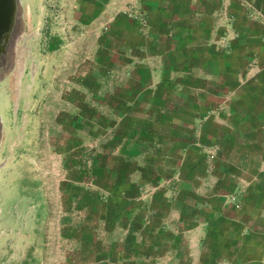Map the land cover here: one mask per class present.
I'll list each match as a JSON object with an SVG mask.
<instances>
[{"label":"crops","instance_id":"obj_1","mask_svg":"<svg viewBox=\"0 0 264 264\" xmlns=\"http://www.w3.org/2000/svg\"><path fill=\"white\" fill-rule=\"evenodd\" d=\"M141 3L149 24L137 57L151 70L138 79L157 72L166 86H141L151 103L122 109H166L169 145L145 161L142 134H119L124 156L79 195L76 230L106 247L103 264H260L264 0Z\"/></svg>","mask_w":264,"mask_h":264},{"label":"rangeland","instance_id":"obj_2","mask_svg":"<svg viewBox=\"0 0 264 264\" xmlns=\"http://www.w3.org/2000/svg\"><path fill=\"white\" fill-rule=\"evenodd\" d=\"M20 4L14 48L24 59L21 80L15 59L0 74V264H103L106 247L76 230L79 195L93 180L101 185L124 156L113 148L119 134H142L145 161L169 145L166 109H122L137 98L151 103L141 86H166L157 72L138 79L151 70L137 57L148 16L141 0Z\"/></svg>","mask_w":264,"mask_h":264},{"label":"bare ground","instance_id":"obj_3","mask_svg":"<svg viewBox=\"0 0 264 264\" xmlns=\"http://www.w3.org/2000/svg\"><path fill=\"white\" fill-rule=\"evenodd\" d=\"M21 0H17V10L15 12V20H14V25H13V31L11 33V37L9 39V42L7 46H5V50L0 53V74L6 67H11L13 63V59H15V67H16V75L17 78L19 79L18 81L21 80L22 72H23V66H24V59L21 56V53L19 51L18 45H16V49L14 48V41L16 39L17 33L20 29V14H21ZM27 13L29 12L28 9L26 11ZM22 35L18 38V40L22 39ZM13 48V51L10 48ZM15 56V57H14ZM14 74V73H13ZM16 78V79H17ZM19 85V84H18ZM19 89L17 88L16 90V95L18 96ZM1 121V120H0Z\"/></svg>","mask_w":264,"mask_h":264},{"label":"water","instance_id":"obj_4","mask_svg":"<svg viewBox=\"0 0 264 264\" xmlns=\"http://www.w3.org/2000/svg\"><path fill=\"white\" fill-rule=\"evenodd\" d=\"M16 10L17 0H0V53L11 37Z\"/></svg>","mask_w":264,"mask_h":264}]
</instances>
